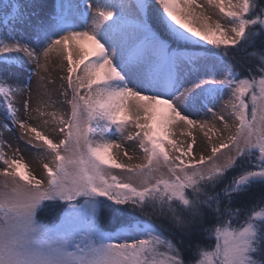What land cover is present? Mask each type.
I'll use <instances>...</instances> for the list:
<instances>
[{
    "label": "snow or ice",
    "instance_id": "snow-or-ice-1",
    "mask_svg": "<svg viewBox=\"0 0 264 264\" xmlns=\"http://www.w3.org/2000/svg\"><path fill=\"white\" fill-rule=\"evenodd\" d=\"M206 4L0 0V127L45 173L0 133V264H264V4Z\"/></svg>",
    "mask_w": 264,
    "mask_h": 264
},
{
    "label": "bare ground",
    "instance_id": "bare-ground-1",
    "mask_svg": "<svg viewBox=\"0 0 264 264\" xmlns=\"http://www.w3.org/2000/svg\"><path fill=\"white\" fill-rule=\"evenodd\" d=\"M197 2L204 5L205 11L207 14L211 15L214 18H217L215 16L213 7H209L206 4V2H203L200 0H197ZM93 3H95V0H93ZM73 59H79V50L76 49L75 46H73ZM54 65L56 67H58L59 72L61 74L60 60L58 59L56 53L49 55V62L47 64V71L46 72L50 73ZM47 78H49V76H47ZM199 119H207L210 122V124L215 123V126L217 129L223 128V125L219 121H214V119L211 115H209L208 117L201 116V117H199ZM229 123H231V122H229ZM45 126H46L47 131L50 133V126H48V125H45ZM131 130L132 129H130V131ZM206 131H207V128H205L203 131H201L199 127H194V128L188 129L187 126L183 125L182 123H179L178 126L174 128V135H173L172 139L176 140L178 143L184 142L186 144L187 142H189L194 137L196 140V144L194 145V152L196 154V157H199L202 149H204L205 146L207 145V139L208 138L204 135V132H206ZM188 132H191V136H189L187 134ZM2 134H3V136H2L3 140L7 141L6 134H4V133H2ZM127 135H128V133L126 132L125 136H127ZM209 135L211 136L212 133H209ZM219 138H220V134H218L217 136H213V141L218 143ZM117 142L122 143L121 149H115L114 148L112 150L113 156L117 160V162H122L125 164H128L130 162L131 163L133 162L134 164L141 163L143 156H141L140 154H138L136 152H131L132 154L130 156H132V159L129 160L126 156H124V154L122 152L124 148H131V149L133 148L130 145L131 141L118 140ZM19 147L21 149V153L24 156V159L27 162L28 161L29 162H31V161L38 162L39 161V163L41 164V160L35 156L34 151L32 149L28 148L24 143H19ZM15 148H16V146H14V145H12V148H8L6 145L3 147V149L7 151V155H9V156L13 155ZM204 154L207 155V152L205 151ZM48 161L49 160L44 161V162H48Z\"/></svg>",
    "mask_w": 264,
    "mask_h": 264
},
{
    "label": "rangeland",
    "instance_id": "rangeland-1",
    "mask_svg": "<svg viewBox=\"0 0 264 264\" xmlns=\"http://www.w3.org/2000/svg\"><path fill=\"white\" fill-rule=\"evenodd\" d=\"M200 1L206 2V0H200ZM5 2H6V0H5ZM22 2L23 3H28L29 0H22ZM213 9H214L215 16L217 17L218 11H217V9L215 7H213ZM212 19L215 20L216 18L212 17ZM51 54H53V53H51ZM29 67L34 69V65H30ZM38 74L39 75H44L45 77L49 76V78L51 80L55 81V85H53V86L58 87L59 83H60V77H61V75H64L65 73L61 72V74H60L58 67H56L54 65L50 73L44 71V72H39ZM36 79H37V76L33 75L32 76L33 93L31 94V96L30 97L29 96H22V97L18 98L17 106H20V103H21L22 99L28 98V99H30L31 107L35 108V95H36L35 84H36ZM53 86H50V87H53ZM21 111H22V109H21ZM32 115L35 116L36 113L32 112ZM33 123L38 128L42 129L46 134H49V132L46 129V126L40 120H35V121H33ZM0 133L6 134L7 141L11 142V144L14 145V146H17L19 143H23V140L17 141L15 139V136L19 134V130H16V132L14 133V132L5 131L2 127H0ZM130 145L133 147L132 149L131 148H124L122 152H124V150H128L129 155L132 154L131 152H136V153L140 154L141 156H143L142 152H140L138 150H133L136 147V145H138V141L135 142V143L131 141ZM4 151L7 153L6 150H4ZM197 158H199V157H197ZM25 162L29 165V169L33 172L34 175L37 176V178L44 177L45 173H44L43 168H42L41 164L39 163V161L38 162H36V161H31V162L28 161L27 162L25 160ZM48 162L50 163V158H49ZM141 162H142V160H141ZM119 163H122V162H119ZM131 164H134V163L132 162ZM111 171H112V173L114 175H118V176H124L125 175V173H123L119 169H112Z\"/></svg>",
    "mask_w": 264,
    "mask_h": 264
},
{
    "label": "trees",
    "instance_id": "trees-1",
    "mask_svg": "<svg viewBox=\"0 0 264 264\" xmlns=\"http://www.w3.org/2000/svg\"><path fill=\"white\" fill-rule=\"evenodd\" d=\"M259 2L260 3H262V4H264V0H259ZM259 194L257 193V196H258Z\"/></svg>",
    "mask_w": 264,
    "mask_h": 264
}]
</instances>
